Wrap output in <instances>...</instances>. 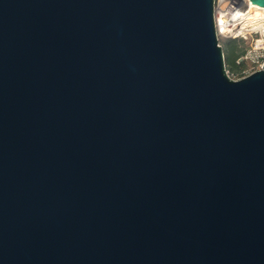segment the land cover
I'll return each mask as SVG.
<instances>
[{
	"label": "water",
	"instance_id": "95a60500",
	"mask_svg": "<svg viewBox=\"0 0 264 264\" xmlns=\"http://www.w3.org/2000/svg\"><path fill=\"white\" fill-rule=\"evenodd\" d=\"M214 2L0 0V264H264V67Z\"/></svg>",
	"mask_w": 264,
	"mask_h": 264
},
{
	"label": "built area",
	"instance_id": "2783aa9c",
	"mask_svg": "<svg viewBox=\"0 0 264 264\" xmlns=\"http://www.w3.org/2000/svg\"><path fill=\"white\" fill-rule=\"evenodd\" d=\"M214 16L220 40L241 37L249 42L238 62L247 63L240 72L232 73L233 79H241L264 66V6L250 0H215Z\"/></svg>",
	"mask_w": 264,
	"mask_h": 264
},
{
	"label": "trees",
	"instance_id": "16d2710c",
	"mask_svg": "<svg viewBox=\"0 0 264 264\" xmlns=\"http://www.w3.org/2000/svg\"><path fill=\"white\" fill-rule=\"evenodd\" d=\"M226 48L225 54L226 68L232 73L240 72L246 63L238 62L239 57L245 52L243 41L237 38H223L220 40Z\"/></svg>",
	"mask_w": 264,
	"mask_h": 264
},
{
	"label": "rangeland",
	"instance_id": "374dc122",
	"mask_svg": "<svg viewBox=\"0 0 264 264\" xmlns=\"http://www.w3.org/2000/svg\"><path fill=\"white\" fill-rule=\"evenodd\" d=\"M236 38H237V39H241V40L243 41V46H244L245 48H247V47L249 46V42H248V40H246V39H244V38H241V37H236ZM220 44L222 45L223 50H224V53L226 54V53H227L226 48L223 46V44H222L221 41H220ZM246 66H247V63H246Z\"/></svg>",
	"mask_w": 264,
	"mask_h": 264
}]
</instances>
